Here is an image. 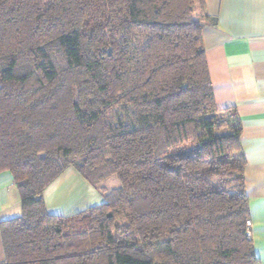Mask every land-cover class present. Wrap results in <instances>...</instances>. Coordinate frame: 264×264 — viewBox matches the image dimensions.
Returning a JSON list of instances; mask_svg holds the SVG:
<instances>
[{
	"label": "trees",
	"instance_id": "1",
	"mask_svg": "<svg viewBox=\"0 0 264 264\" xmlns=\"http://www.w3.org/2000/svg\"><path fill=\"white\" fill-rule=\"evenodd\" d=\"M207 23L205 0H0V170L22 201L0 223L7 264H261ZM70 166L104 202L51 213Z\"/></svg>",
	"mask_w": 264,
	"mask_h": 264
},
{
	"label": "crops",
	"instance_id": "2",
	"mask_svg": "<svg viewBox=\"0 0 264 264\" xmlns=\"http://www.w3.org/2000/svg\"><path fill=\"white\" fill-rule=\"evenodd\" d=\"M217 25L202 29L216 104L235 107L242 122L247 160L251 237L264 264V0H205ZM49 212L76 215L104 196L70 166L45 190ZM22 215L20 191L9 170H0V223ZM0 264H7L0 230Z\"/></svg>",
	"mask_w": 264,
	"mask_h": 264
},
{
	"label": "rangeland",
	"instance_id": "3",
	"mask_svg": "<svg viewBox=\"0 0 264 264\" xmlns=\"http://www.w3.org/2000/svg\"><path fill=\"white\" fill-rule=\"evenodd\" d=\"M198 16H201V10L198 9ZM115 114V112H114ZM117 114L119 116H121L122 112L121 111H117ZM105 183L110 187V188H114L120 185V181L117 175H113L111 177H109L107 180H105Z\"/></svg>",
	"mask_w": 264,
	"mask_h": 264
},
{
	"label": "built area",
	"instance_id": "4",
	"mask_svg": "<svg viewBox=\"0 0 264 264\" xmlns=\"http://www.w3.org/2000/svg\"><path fill=\"white\" fill-rule=\"evenodd\" d=\"M247 226H248V229H249L247 234H248V236H251V231H250L251 220L247 221Z\"/></svg>",
	"mask_w": 264,
	"mask_h": 264
}]
</instances>
